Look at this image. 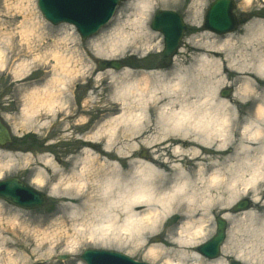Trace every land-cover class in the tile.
Masks as SVG:
<instances>
[{"label": "bare ground", "instance_id": "bare-ground-1", "mask_svg": "<svg viewBox=\"0 0 264 264\" xmlns=\"http://www.w3.org/2000/svg\"><path fill=\"white\" fill-rule=\"evenodd\" d=\"M156 1L166 2H136L132 7L133 18L117 24L108 38L97 42L94 55L108 59L131 46L150 53L151 35L146 31ZM34 2L5 0L7 13L14 12V19L22 17L19 35L27 48H31V43L44 40V22ZM192 10L197 17L199 8ZM11 34L8 32L0 37L2 69L15 57L9 56V50L14 48ZM71 39L76 38L66 35L61 39L65 42L63 46L56 43L49 50L54 60L52 75L44 85L32 89L30 110L27 104L23 107V112L27 113L25 122L31 126L36 125L41 109H45L47 115L57 110L58 103L63 100V87L68 89L69 81L84 77L82 58L68 46ZM22 46L19 53L25 48ZM193 50L188 58L176 60L168 69L122 68L117 71L110 68L106 69L110 70L106 75L99 72L95 79H106L113 88L112 104L107 109L118 113L84 138L93 148L97 147L91 140L103 141L104 148L96 153L89 147H82L79 155L71 160L74 161L68 174L61 173L49 156H40V160L54 171L50 194L64 202L60 207L62 215L55 220L61 222L55 233L62 236L73 232L67 243L68 252H75L82 238L95 247L106 249H120L131 244L144 247L163 221L179 214L181 223L176 237L167 240L172 248L153 244L146 256L158 259L174 253L175 262L167 259L165 264H227L222 258L207 260L199 251L208 234V217L220 206L225 209L224 219L232 218L231 206L250 191L254 199L249 202L251 207L240 214L245 221H251L249 226H256L264 235V220L258 222L255 211L259 195L264 192L259 191L264 184V85L241 77L252 72L264 80V20L253 19L241 33L229 32L214 43L195 45ZM20 66V71L14 70L16 76H20L28 64ZM227 71L236 73L235 82L242 83L230 102L226 96H219ZM90 100L93 101V97ZM236 102L252 106L244 113L245 118L244 114L236 112L238 105L233 104ZM137 134L154 135L150 143L168 142V150L177 157L169 170L158 157L138 164L130 160L128 171L111 161L115 154L112 150L120 139L136 138ZM13 157L6 154V160L0 161V177L16 160ZM18 158L30 160L22 155ZM189 161L195 165L192 170L186 166ZM44 180V171L39 170L32 183L41 185ZM4 225H10L7 228L10 232H14L12 227L27 226L20 223L17 214L10 216ZM252 232H256L254 228ZM3 242L8 259L14 262L12 242L6 238ZM236 256L245 264L259 263L253 256L250 259L247 255Z\"/></svg>", "mask_w": 264, "mask_h": 264}, {"label": "rangeland", "instance_id": "rangeland-1", "mask_svg": "<svg viewBox=\"0 0 264 264\" xmlns=\"http://www.w3.org/2000/svg\"><path fill=\"white\" fill-rule=\"evenodd\" d=\"M139 0H120L115 15L111 21L104 26L95 36L83 41L76 28L71 24L53 25L48 22L41 14L37 7V0H35V10L40 16V20L44 22V40L37 43H31V48H27L25 43L20 40V23L22 17L13 18L14 12L7 13L5 0H0V37L3 38L5 33H12L14 48L9 50V56L15 55L12 63L7 68H0V117L10 128L12 135V143L0 146V161H4L5 155H13L16 159L11 163V167L2 172L0 179L9 177H18L24 182L37 188L46 196V202L43 206L35 209H22L16 207L3 199H0V264H85L79 255L86 248H100L95 247L85 238L77 246L75 252L67 251V243L71 238L70 235L58 236L55 233L59 229L61 222L55 221L57 217L61 216V205L63 200L50 194L51 183L54 181V171L46 166L41 160L40 156H49L60 168L61 173L68 174L72 168V159L77 157L75 149L91 148L92 151L98 153L100 149L104 148V144L97 140L90 141L95 147L89 146L86 142V137L95 132L105 120L109 119L118 113L110 112L107 108L112 104L113 88L108 80L97 81L95 77L99 72L106 75L110 70H99L97 62L104 58H98L94 55L95 44L104 38H108L114 32L117 24L127 22L132 16V7ZM165 3L155 2L154 8L148 21L147 31L151 35V49L147 53L137 47H129L122 50L116 56L108 58L109 60L119 59L125 68H130L136 71H155L168 69L176 60H184L189 55L194 53L193 46L206 45L220 40L226 34L218 35L209 30H205L204 17L206 11L214 0H165ZM235 6L233 13L238 22L236 30L230 33H241L244 26L253 19L264 20V0H234ZM193 7L199 8V15L194 17ZM195 9V8H194ZM158 10H173L180 14L187 23V30L180 44V48L173 56L166 58L161 57V51L164 48V38L161 32L151 29V22ZM195 18V20H194ZM117 28V27H116ZM41 33V29L39 30ZM101 34V35H99ZM229 34V33H228ZM66 35L71 38L75 36V40H70L68 46L79 55L85 69L83 70L84 77L79 80L78 77L73 78L68 82V89L63 87L62 102L58 103L57 110L52 114H44L45 109H41L40 116L37 117L36 125L31 126L25 122L27 115L23 112L24 105L27 104V110H30V96L32 89L36 86H42L51 77L53 72L54 60L49 53L52 46L58 43L63 46L65 42L61 40ZM105 35V37H104ZM37 34H35V37ZM100 38V39H99ZM38 39V38H37ZM98 39V40H97ZM3 40V39H1ZM21 41V42H20ZM198 42V44H196ZM24 45V50L19 53ZM7 51V52H9ZM50 55V56H49ZM28 64L27 69L20 76H16L15 71H20V64ZM15 70V71H14ZM60 71V70H59ZM118 71V70H117ZM236 73L228 71L224 74L225 83L219 91L223 89H230L231 93L226 96L227 100H231L236 88L240 86L241 82H235ZM242 78H250L255 84L264 85V80L256 74L249 72L241 75ZM93 97V101L90 99ZM239 101H242L239 99ZM232 103V102H231ZM234 105L237 104L233 103ZM241 104V107H239ZM29 105V107H28ZM236 112L246 114L248 109H251L250 104H242L238 102ZM43 114H42V113ZM79 114V115H77ZM243 118H245V115ZM60 115L69 118L73 116V122L68 124L64 122V131H52L56 116ZM79 116V117H78ZM83 118V119H82ZM46 121V123H42ZM78 122V123H77ZM244 121L241 122V124ZM69 125V126H67ZM152 136L143 134L136 135V138H121L120 143L112 150L113 154L111 161L118 162L126 171L130 170L129 161H135L137 164L140 161H149L153 157H158L166 165V169H170L173 164L174 157L171 151L168 150V142L157 144L150 143ZM158 142V141H156ZM158 150V152L156 151ZM121 153H117V152ZM30 157L27 162L24 159L19 160L20 155ZM17 156V157H16ZM102 158H107L101 155ZM128 157V158H127ZM150 162V161H149ZM179 163V162H178ZM186 165L191 170L195 168L192 161ZM39 170L44 171L45 180L43 183L34 184L32 179L36 176ZM264 190V184L259 188V191ZM253 192L244 193L236 199L229 212L232 218L227 221V238L222 247V259L228 260L236 258V254H242L243 257L258 259L259 263L264 264V235L261 230H257L256 226H249L251 221H245L244 215L240 212H234L233 206L241 199L247 198L251 201ZM260 199L256 203V210L258 212V222L264 220V192L259 195ZM251 207V206H250ZM225 209L216 206L209 215L208 234L203 239V242L210 240L216 233V219L223 217ZM18 220L26 228L12 227L14 232L7 230L10 225H4L10 216L16 215ZM181 216L179 214L172 215L168 220L163 221L160 229L155 234L151 235L150 241L144 247H138L134 244L120 249L109 248L125 253L137 261H145L149 264H165L170 260V263L175 262V254L160 256L158 259H151L146 256L148 248L153 244H159L165 248H172L168 246L170 238L176 237V231L181 223ZM11 228V229H12ZM256 232H252V230ZM258 234V235H257ZM3 238L12 242L11 253L14 262L8 259L5 252L6 244ZM227 247V248H226ZM10 248V247H9ZM106 249V248H103ZM170 250V249H168ZM196 250V248H195ZM226 250V251H225ZM171 251V250H170ZM70 255L68 260L57 259L58 255ZM245 254V255H244ZM205 258V257H203ZM207 259V258H205ZM210 260V259H207ZM17 262V263H15ZM245 264V263H243ZM248 264V263H246Z\"/></svg>", "mask_w": 264, "mask_h": 264}, {"label": "water", "instance_id": "water-1", "mask_svg": "<svg viewBox=\"0 0 264 264\" xmlns=\"http://www.w3.org/2000/svg\"><path fill=\"white\" fill-rule=\"evenodd\" d=\"M119 0H38V6L44 17L54 24L61 22L71 23L76 26L83 39L96 33L105 25L113 15ZM233 0H215L207 10L205 16V29L217 33H225L237 27V21L233 14ZM154 30L161 31L165 37V49L163 57H167L179 46L180 40L186 30L182 18L173 11L161 10L155 15L152 23ZM100 69L112 67L121 68L120 61L101 60L98 63ZM230 90H224L223 95L228 96ZM11 142L9 128L0 119V145ZM0 198L22 208H36L44 204V195L22 182L18 178L0 180ZM249 200L240 201L234 211L249 208ZM226 222L217 219V233L207 243L200 246L199 251L208 258H215L220 253V246L225 239ZM59 258H65L60 255ZM81 258L86 264H149L138 262L121 252L88 249ZM229 264H242L238 260L230 259Z\"/></svg>", "mask_w": 264, "mask_h": 264}, {"label": "flooded vegetation", "instance_id": "flooded-vegetation-1", "mask_svg": "<svg viewBox=\"0 0 264 264\" xmlns=\"http://www.w3.org/2000/svg\"><path fill=\"white\" fill-rule=\"evenodd\" d=\"M77 115H79V114H77ZM79 117V116H78ZM73 116L71 115V116H69V118H66V117H60V115H57L56 116V119H55V122H54V125H53V128H52V131H54V133L55 132H59V130H61V131H64L66 128L63 126V124H64V122L65 123H69V122H73ZM75 121V120H74ZM67 126H69V125H67ZM65 128V129H64ZM80 150H81V147L79 148V149H75V151H76V154L78 155V153L80 152Z\"/></svg>", "mask_w": 264, "mask_h": 264}]
</instances>
